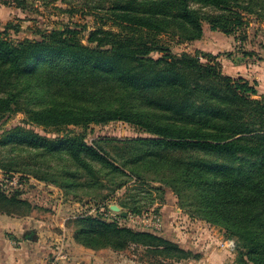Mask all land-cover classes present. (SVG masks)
<instances>
[{"label":"trees","instance_id":"1","mask_svg":"<svg viewBox=\"0 0 264 264\" xmlns=\"http://www.w3.org/2000/svg\"><path fill=\"white\" fill-rule=\"evenodd\" d=\"M105 10L118 30L95 28L86 43L69 26L41 39L0 32V117L22 111L26 123L57 134L68 125L119 120L146 136L91 144L82 133L54 137L17 125L0 135V169L7 179L18 174L19 183L31 175L62 189L105 187L118 175L161 182L187 213L235 238L240 263L264 264V94L220 63L172 53L158 39L165 32L199 39L207 23L244 41L247 15L264 22V0H110ZM110 183L114 190L125 180ZM20 206L31 207L21 191L0 186V208ZM73 224L75 242L91 249L134 244L176 261L191 254L154 231L98 214Z\"/></svg>","mask_w":264,"mask_h":264},{"label":"rangeland","instance_id":"2","mask_svg":"<svg viewBox=\"0 0 264 264\" xmlns=\"http://www.w3.org/2000/svg\"><path fill=\"white\" fill-rule=\"evenodd\" d=\"M109 2L28 0L26 7L18 8L11 0H0V32L12 40L41 39V33L69 26L81 31L82 42L86 43L89 32L95 28L118 30L117 23L108 18L105 10ZM247 17L250 23L246 27L247 39L244 41L236 40L235 35L211 30L207 23L203 24V35L199 39L184 40L173 32L162 33L158 39L172 53L186 51L198 54L203 62H218L224 73L237 76L247 73L249 69L264 67V22L257 21L253 15ZM205 53L212 55L205 56ZM152 55L156 57L161 54L153 52ZM17 125L54 137L68 132L82 133L91 144L98 139L111 137L125 139L146 136L145 132L132 124L119 120L104 124L89 123L87 126L68 125L57 134L54 127L26 123L22 111L0 117V135ZM3 154L5 151L0 154V158ZM80 179L78 181H82ZM114 179L115 182L123 179L125 183L111 190L114 184L110 182ZM19 180L18 174L7 179L0 169V186L5 192L9 194L18 189L21 197L31 204L29 209L25 206L14 207V212H7L5 209L8 207L5 205V209L0 208V231L4 235H14L13 226L17 225L27 232L39 229L48 243H52L55 234H64L67 241L70 236L73 238L75 217L98 214L103 219L117 221L119 225L154 231L191 251L189 257L176 261L149 253L140 245L133 244L126 250H114L123 251L127 264H242L238 259L239 247L235 238L220 225L210 224L187 213L172 190L161 182L148 179L142 182L133 176L118 175L114 178L108 176L105 187L62 189L31 175L20 183ZM111 205L118 206L127 215L121 218L123 216L113 211ZM133 209L136 210L133 212ZM154 215L160 217V222L154 221ZM8 220L14 224L8 225Z\"/></svg>","mask_w":264,"mask_h":264},{"label":"crops","instance_id":"3","mask_svg":"<svg viewBox=\"0 0 264 264\" xmlns=\"http://www.w3.org/2000/svg\"><path fill=\"white\" fill-rule=\"evenodd\" d=\"M240 75L255 82L259 94L264 93V67L252 68ZM9 221L8 225L14 224ZM13 227L14 235H4L0 231V264H48L49 258L57 255L59 250H64L66 258H60L57 264H127L123 251L91 249L75 242L71 236L66 241L64 234H55L52 243H48L39 229L27 232L17 225Z\"/></svg>","mask_w":264,"mask_h":264},{"label":"built area","instance_id":"4","mask_svg":"<svg viewBox=\"0 0 264 264\" xmlns=\"http://www.w3.org/2000/svg\"><path fill=\"white\" fill-rule=\"evenodd\" d=\"M263 94H264V93H263ZM153 219H154V221L157 222V223L160 222V217H159V216L154 215V216H153ZM56 254H57V255H55V256L49 258V260H48V264H57V262L59 261L60 258H63V257L66 258L65 254H64V250H59Z\"/></svg>","mask_w":264,"mask_h":264},{"label":"water","instance_id":"5","mask_svg":"<svg viewBox=\"0 0 264 264\" xmlns=\"http://www.w3.org/2000/svg\"><path fill=\"white\" fill-rule=\"evenodd\" d=\"M110 208H111L113 211L118 212V213H119L121 216H123V217L127 215V212H125V211H120V208H119L118 206H116V205H111ZM29 238H31V237L29 236Z\"/></svg>","mask_w":264,"mask_h":264}]
</instances>
